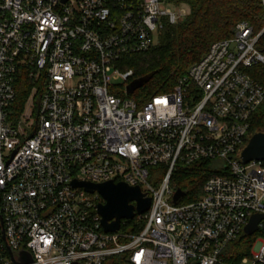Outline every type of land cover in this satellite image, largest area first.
Instances as JSON below:
<instances>
[{"label": "built area", "instance_id": "2783aa9c", "mask_svg": "<svg viewBox=\"0 0 264 264\" xmlns=\"http://www.w3.org/2000/svg\"><path fill=\"white\" fill-rule=\"evenodd\" d=\"M170 3L181 5L0 0V264H16L20 250L32 255L28 264L115 256L128 264H264V219L248 254L231 249L264 214V160L242 159L264 103V85L248 72L264 65V28L237 23L172 90L143 101L139 89L128 93L134 70L121 63L188 17ZM23 81L30 93L17 110ZM202 161L215 162L219 174L196 199L175 202L177 167ZM156 166L164 171L158 187L148 183ZM74 180L139 185L152 204L106 232L97 207L104 198ZM134 220L140 229L123 231Z\"/></svg>", "mask_w": 264, "mask_h": 264}, {"label": "trees", "instance_id": "16d2710c", "mask_svg": "<svg viewBox=\"0 0 264 264\" xmlns=\"http://www.w3.org/2000/svg\"><path fill=\"white\" fill-rule=\"evenodd\" d=\"M186 4L190 8L187 18L175 25H167L160 36L159 43L149 51L124 58L123 70H134V80L152 75L138 89L143 93V101L155 94L172 90L177 80L187 73L189 67L197 62L217 41L232 36L234 26L241 21L251 23L258 33L264 28V6L262 0H172ZM264 44V35L262 36ZM249 74L264 85V65L248 69ZM30 93V82L23 81L18 88L14 108L21 110ZM254 126L264 127V103L252 120ZM160 166L152 167L151 174L161 172ZM164 173V171H163ZM219 174L216 163L202 161L189 166H180L174 173L176 188L185 192L184 202L196 199L203 192L206 180ZM144 224V223H143ZM142 225V223H141ZM122 229L137 232L136 222L128 221ZM252 237L243 234L232 246L238 258L248 254ZM104 264H128L124 256H115Z\"/></svg>", "mask_w": 264, "mask_h": 264}, {"label": "water", "instance_id": "95a60500", "mask_svg": "<svg viewBox=\"0 0 264 264\" xmlns=\"http://www.w3.org/2000/svg\"><path fill=\"white\" fill-rule=\"evenodd\" d=\"M66 1V0H64ZM152 75H148L142 79L134 80L128 86V93L134 92L147 82ZM243 161L264 160V131H258L252 135L249 142L242 152ZM74 187H83L89 192L98 191L105 200V203L98 204V211L102 216V224L106 232H116L121 229L122 220H133L138 214L147 212L152 204V198L146 192H143L141 186H131L125 182L115 183L107 181L100 184L88 181H73ZM185 192L178 189L174 195V201L178 202ZM264 219V214H256L250 220L245 229L248 236H252L259 229L260 221ZM19 260H15L16 264H28L34 261L32 255L25 250H20ZM71 264H80L73 261Z\"/></svg>", "mask_w": 264, "mask_h": 264}, {"label": "rangeland", "instance_id": "374dc122", "mask_svg": "<svg viewBox=\"0 0 264 264\" xmlns=\"http://www.w3.org/2000/svg\"><path fill=\"white\" fill-rule=\"evenodd\" d=\"M168 8H170V9H172L173 11H178V10H181V9H184V10H186L187 12H188V15H189V13H190V8H189V6H187L186 4H181V5H177V4H175V3H170L169 5H168ZM159 39V36H156V40H158ZM159 41H160V39H159ZM159 43V42H158ZM157 45V44H156ZM155 45V46H156ZM77 79H73V80H69V82H68V85H74V84H76L77 83ZM116 83H118V84H123L124 85V83H125V81L123 80V79H121L120 81H116ZM143 92L141 91V90H138L137 92H136V94H134V95H138V96H143V94H142ZM131 97H134L133 95L131 96ZM146 100V99H145ZM31 112V108H30V106H27L26 108H25V113L26 114H28V113H30ZM258 131H264V127L262 128V129H260L258 126H254V131H253V133H256V132H258ZM181 166H183V165H181ZM180 167V165L177 167V169ZM164 175V173H163V170H161V172H157V173H152L150 176H149V178H148V183L149 184H151L152 186H154V187H158V185L160 184V181H161V179H162V176ZM176 183V180H175V178L173 179V186H174V184ZM144 187L146 186V184H144L143 185ZM124 231V230H123ZM250 252V249H249V251H248V253Z\"/></svg>", "mask_w": 264, "mask_h": 264}]
</instances>
